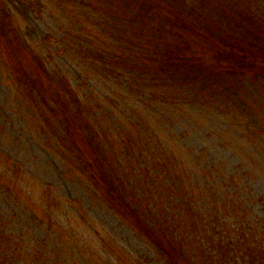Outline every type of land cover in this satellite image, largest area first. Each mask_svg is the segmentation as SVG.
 <instances>
[{"label":"rangeland","instance_id":"obj_1","mask_svg":"<svg viewBox=\"0 0 264 264\" xmlns=\"http://www.w3.org/2000/svg\"><path fill=\"white\" fill-rule=\"evenodd\" d=\"M6 1L15 26L31 46L22 53L17 52L18 42L6 47L10 38H18L0 30V256H6L0 257V264L4 259L5 264H264V164L251 153L237 150L235 135L240 137L243 129L236 126L232 134L224 133L229 129L214 119L219 117L214 109L188 103L174 105L175 94H165L166 90H158L163 99L158 98L157 103H149L142 93L134 91L115 94L125 87V81L117 80L112 68L105 70L98 68L97 63L81 62L82 56L71 49L58 50L62 34L46 11L31 8L28 1ZM129 31V42L126 37L123 44L131 49L141 43L147 32L138 23ZM169 37L179 40L176 33ZM166 41L152 42V48L165 50ZM34 51L45 58L44 52V62L60 71L59 75L67 80L59 78L80 93L78 102L72 100L70 91L60 81L47 80L41 93L55 109L39 104V112H30L29 105L36 102L39 91L30 77L36 64ZM177 53L164 51L158 61L160 68L164 60ZM152 65L153 71L159 68L156 62ZM248 80L264 100V86L254 73L232 77L211 66L202 75L181 77L177 84H181V91L197 89L207 101L220 84L240 85ZM250 103L255 108L259 106L256 101ZM145 114L155 117L151 120ZM157 119L165 122L161 139L172 154L149 147L134 125H154ZM59 121L67 127L63 130L58 125L63 130L60 135L56 125ZM244 125L250 127L248 122ZM94 147L102 157L107 153L115 169L129 176L126 180L134 171L144 181L148 179L146 189L135 184L139 196L134 200L140 206L149 202L163 204L160 209H143L150 221L166 217V226L176 229L177 210L172 208L179 200H185V191L191 194L194 213H203L204 224L198 221L194 225L182 215L186 224L179 232L187 238L184 249L189 255H163L110 208L109 199L95 181L101 176ZM131 153L136 157L130 158ZM190 158L200 160L207 167L205 171L214 170L218 174L216 181H224L217 187V197H226L236 208L234 213L219 206L216 212L215 205L207 209L206 193L197 185L206 173L196 167L199 176L192 175L190 180V173L185 170ZM156 162L167 165L164 173L158 169L165 179L163 184L154 170ZM175 177L178 185L168 192L166 186ZM154 211L166 213L162 216ZM51 214L55 215L53 219ZM215 217L218 220H213ZM11 243L15 244L12 250L16 254L7 257ZM173 245L179 253L177 245Z\"/></svg>","mask_w":264,"mask_h":264},{"label":"trees","instance_id":"obj_2","mask_svg":"<svg viewBox=\"0 0 264 264\" xmlns=\"http://www.w3.org/2000/svg\"><path fill=\"white\" fill-rule=\"evenodd\" d=\"M20 1L30 2L31 8L37 11H46L47 15L55 20L62 34L57 43L58 50L71 49L82 56L81 62H85L87 65H94L92 63L94 62L100 66L98 68L105 70L112 68V73L116 75L117 80L123 79L126 83L125 87H121L120 92L115 94L120 95L121 92L134 91L135 94L142 93L143 98L147 99L149 103H157L158 98H162V93L159 91L166 90L165 94L171 92L175 94L174 105L180 106L188 103L195 107L203 106L208 110L212 108L219 115L214 119L221 122L222 128L229 129L223 130L224 133L232 134L231 130H234L233 127L236 126L243 129L240 137L235 135L237 142L241 145L239 148L237 143V150L241 149L251 153L264 164V100L250 80L243 83L244 85L241 83V86L231 83L220 84L207 101H203L197 89L190 87V90L181 91V84H177L181 77L187 75L190 77L195 73L202 75L205 70L213 66L232 77L241 75L245 77L249 73H254L258 83L264 86V3L260 4L264 0ZM136 23L141 24L146 30V37L141 39L139 41L141 43H137L135 47L132 46L134 48L129 49L124 46L123 41L127 37L126 40L129 42L128 38L131 36L129 30ZM0 30L4 32V35L10 33L18 38V40H15L14 37L10 38L6 47L9 48L13 43L18 42L20 43V45L16 44L18 53L30 48L31 45L23 39L22 33L15 26L6 0H0ZM175 33L179 40L169 37ZM164 39L167 40V49L152 48V42L156 44V42ZM149 43L150 47L148 48ZM170 49L176 50L178 53L172 59L164 60L163 66L160 68L159 58L164 51L168 53ZM42 53L45 58L40 57L35 51L32 55L36 64L30 77H33L35 81L33 83L40 92L36 91L38 98H36V102L34 101L33 106L29 105L31 113H36V110L39 112V104L46 109H55L52 103L44 100L41 93L42 89L45 90L44 83L47 80L60 81L65 89L70 91V97L75 102H78L80 96V93H77L73 86L68 84L67 79L59 75L60 71L44 62L46 55L44 52ZM155 59L157 61H154ZM153 62H156L160 70L158 68L153 71ZM252 100L256 101L259 106L255 108L250 103ZM143 104L146 105V103ZM206 114L209 115V112ZM145 115L151 120L155 117L154 115ZM43 120L46 121V119ZM246 122L250 123V127L244 125ZM64 124L61 121L56 123L60 129L59 135L61 131L67 129ZM164 124V121L157 119L154 121V125L150 122L135 123L134 125L143 134L149 147L154 146L168 155L172 153L161 139ZM125 129V127L117 128V130ZM157 144H162V147L158 148ZM77 147L78 151L81 152L80 146L77 145ZM96 148L93 149L94 160L101 177L95 181L109 199L110 208L119 213L135 231L159 248L163 255L167 257L189 255L185 253L184 249L187 238L179 232V228H183L186 224L182 215L194 225L198 221L204 224L203 213H199L200 215L194 213L196 208L193 206L194 201L192 200L194 199L191 194L185 191V200H179L176 203L177 206L172 208L177 210L175 216H178L179 227L176 229L171 230L166 226V217L157 221H150L148 212L143 209L150 206L160 209L163 204H151L149 202L147 205L140 206L134 200L139 196V189L135 184L146 189L148 179L144 181L139 172L134 171L130 180H126V178L129 179V176L118 172L112 164L113 161L107 159V153L102 157L101 154L97 153ZM129 156L130 158L136 157L133 153ZM84 160L90 162L88 158L84 157ZM189 160V164L185 165V170L186 173H190V180L192 175L199 176L196 167H200L206 173V176H201L197 185L202 187L201 190L206 193L207 204L209 205L207 209H212L215 205L216 210L214 209V211L216 212L219 211L217 209L219 206L234 213L236 208L230 205L231 202L226 197H217V187L222 185L224 181L221 183L216 181L218 174L214 170L205 171L207 167L203 166L200 160L195 158ZM155 167L154 170L157 172L159 181L163 184L165 179L158 172V169L164 173L163 167H167V165L156 162ZM15 173L18 174L20 171ZM171 180L172 184L166 186L168 192L178 185L176 177ZM162 188L164 189L163 186ZM164 192L167 193L165 190ZM98 196L102 199L101 194ZM174 197L179 196L175 195ZM145 200L147 202V199ZM144 212H146V217ZM153 213L165 216L166 212L154 211ZM50 216L51 219L55 217L54 214ZM213 220L216 221L218 218L215 217ZM38 221L40 222V219ZM41 225L45 226L43 222ZM11 244V248L8 247L7 249V257L16 254L12 250L15 244ZM173 244L177 245L179 253ZM6 262L4 259L1 264Z\"/></svg>","mask_w":264,"mask_h":264}]
</instances>
